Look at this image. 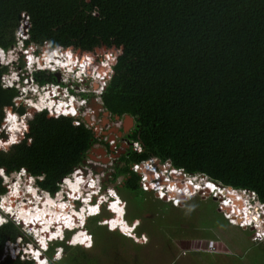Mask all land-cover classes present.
Here are the masks:
<instances>
[{"label":"trees","instance_id":"trees-1","mask_svg":"<svg viewBox=\"0 0 264 264\" xmlns=\"http://www.w3.org/2000/svg\"><path fill=\"white\" fill-rule=\"evenodd\" d=\"M24 18L30 25L25 48L69 50L110 71L103 106L113 117L132 115L135 125L126 137L143 146L141 152L130 146L120 156L112 180L124 176L118 190L129 191L142 209L150 206L141 203L147 192L130 166L153 156L226 186L256 191L264 202V0H0V48L18 44L15 33ZM53 53L62 60L61 52ZM109 54L114 57L104 63ZM54 58L45 56L48 62ZM8 70L0 62V169L7 176L25 170L55 195L97 142L95 131L51 109L27 116L25 104H16L18 89L2 84ZM33 77L42 85L59 82L52 70ZM61 99L50 104L68 109L72 103ZM13 113L19 114V125L8 132L4 123ZM12 137L15 143H8ZM3 175L0 195L8 192ZM94 207L81 210L80 219L95 214ZM100 228L91 232L95 243ZM21 234L13 221L0 226V264H35L5 255L7 242ZM48 237L56 239L48 232L42 245ZM54 244L64 246L62 258L70 264L92 259L87 249L77 255L65 242H54L46 252L50 264L63 260H52Z\"/></svg>","mask_w":264,"mask_h":264},{"label":"rangeland","instance_id":"rangeland-1","mask_svg":"<svg viewBox=\"0 0 264 264\" xmlns=\"http://www.w3.org/2000/svg\"><path fill=\"white\" fill-rule=\"evenodd\" d=\"M26 19L24 18L21 24L25 23L27 21ZM25 26H27V28L24 27L22 37L20 36V33H18V35L17 33H15V37L17 39L19 38L18 43L20 44H18L16 48L6 51V53L3 54L2 57L0 58V61L5 63L13 61L15 63L14 59H16L19 56L18 55L19 51L23 50L21 47L22 44L20 39L24 38V36L27 35L26 30H28V27L30 25L27 24ZM34 46L35 47L33 49L35 50L36 53H38L39 55L44 53L41 57H37V58L34 57V60L31 61L34 62L35 60H37L39 62L37 65L40 64L39 65L40 67H42L41 65H43L44 63H45L44 66H50L49 64L52 61L50 62L46 61L45 56L51 54L52 52H64L66 56H68V54L71 53L69 50H63L59 48H55L56 51H52L54 49L50 48L49 46H39V45H34ZM78 59L80 60V58ZM25 60L26 59L23 58L20 59L19 62H21L22 64V62L24 61L25 64ZM53 61H55L56 63L61 62L60 59H56V58H54ZM108 61L109 60L106 59L103 62L108 63ZM31 65L32 64L28 65L27 63L26 66L25 64V66L28 67L29 70L33 69ZM10 70H12L11 67ZM55 72L57 73V75H60L59 80L65 84L73 80L67 78L69 76L68 72H65L66 75H62V72H60L59 69H57ZM98 74L99 73L96 72L95 75H92V77L98 76L95 78V80L80 82L81 88L86 90L87 94H92V91H94V89L96 92L100 91L99 90L100 82H102V84L105 83V85L108 83L110 71H107L105 73L100 72V74H103V76L104 75L107 76L106 79L104 77H100ZM12 78L15 79L16 78L15 75H13ZM76 84L77 83H75L73 88H77ZM25 94L26 93H24L19 97L16 104L20 105V103L24 102L25 105L27 106V110H29L30 107L29 103L30 102L34 103L35 101L38 102L39 99L38 100L33 98L31 99L30 95H28L29 98H27ZM32 94L33 96H36V93H32ZM64 94L67 93L65 92L63 93V95H61L63 99L66 98ZM95 94L97 96H100V94L97 93ZM102 94L103 91L101 93V96ZM97 96L90 95L89 99L90 97L96 98ZM85 97L88 98L87 96ZM75 101L77 102V97ZM99 101H101L102 103L101 104H96V102L89 103L88 104L89 107L87 106L84 109L85 110L84 112H87V114L85 116L80 117L81 118L80 120L85 121L88 126L94 129V131L96 129V133L98 135L100 131H104L107 128L106 124L109 123V121L111 120L108 119V112L106 111V109L100 111L98 108H96V107H101L100 105L103 104L102 100ZM94 108L98 113H104V116L102 117L101 120L93 119L92 112L95 111ZM36 111L37 110L33 111V113ZM33 113L31 114L28 113L27 116H31ZM16 114L19 115L18 113ZM17 115L12 114V116L15 118L17 117ZM7 119L9 121L15 120V119L12 120L9 116ZM120 123L121 122L119 120H114V122L110 123L112 135H115L114 133H119L118 124ZM5 127H6L5 129H7L8 125ZM113 137L116 138L115 136ZM94 146H97V144ZM122 146H125L124 142H122ZM118 148L121 149V146L119 145ZM95 149L98 148L95 147ZM99 155H100L99 150L95 151L93 149H90L84 161V163L87 164L88 166H83V168L79 167L78 169H82V170L87 169V172H89L91 170L89 163L97 162L96 159L98 160L102 159ZM110 171L112 173L114 169H111ZM196 174L204 175V173H196ZM103 177L107 181V184H109L108 186H111L113 188L115 187L116 190H117V185H121L120 183L121 181H123V178L121 177L117 178L116 180H111V178L110 180H107L106 175H104ZM4 182L8 186V191L10 194H8L7 192L8 195L7 196L4 195L3 196L4 199L0 198V204H2V202L4 201L6 205V203L10 198L13 199L15 193L18 195L21 191L20 197L15 198L16 200L13 199L14 204H11L13 202L9 201L10 208H8L9 206L7 207L8 209L13 208L14 210H16L17 213L15 212L16 216L13 217V219H17V218L21 219V215L17 211L21 207L19 206L21 205V203H23L24 206H26V210L23 211V217H25V215H27L28 213L30 215L36 214V216L37 215L43 216L44 213L46 216H48L47 208H44L43 212H40V214L38 213V209L37 210L32 209V207L33 208L39 207L40 209H42L40 202L44 200V197L49 200L48 203L49 211L52 212L51 213L52 216H50L51 219L55 215H57V213H59V215H57L56 220L64 217H66V219H70V220L72 219L70 216L62 212L63 203H61L60 201H58L59 203H56V201L59 199L53 200V198L42 196L43 193H47V192L40 189L37 186V183L35 182V178L30 177L27 173L26 174L24 173V175L17 172L13 173L10 176H6ZM70 182H71V178H70ZM67 184H68V180L66 182V185ZM66 185L61 184L60 191L62 190L63 192L66 191V187H67ZM31 186L38 189L37 191L39 193L35 192L34 194L36 198L33 197V195L29 192V190L32 188ZM207 187L213 189L217 188L210 186V184ZM33 189L34 188H32L31 191ZM224 190H226L228 193H225ZM232 190L234 191L233 193ZM117 191L118 194L120 195V198L122 199V202L120 203V201L117 200L111 204V205H115V209L111 207L113 209L111 210L112 212H115L117 216L112 217V213H110L106 209V207L103 206L102 212L98 216V219L100 220H98L96 223H92L91 220L94 217H90L86 219L87 223L85 227L89 232L88 234L91 236L89 243L83 246L69 244L70 247H73L71 248V250L74 252L76 251L77 255H79L81 249L84 248L88 250L89 255L87 257L92 258V259H88L90 263L89 261L88 262L85 261V258H81L76 264H85V263L86 264H98V263L99 264H117V263L119 264H264V240H263L264 237L260 241H253V235L255 234V230L252 227L241 228L232 225L228 221V219L225 218L223 209L220 208L219 198L211 197L210 194L196 195L193 198L186 199L180 206L175 207L170 202H166L164 200L158 199L157 196L152 191L149 192L146 191L149 194L143 193L140 198L145 197L146 199L144 204L150 206L147 209H142V206H140L136 197L131 198L132 196L129 191L127 190H122V191L117 190ZM59 192H57L55 195H52L50 193L49 194L54 197ZM237 192L239 191L234 190L231 187L221 188L218 190V193H223L221 196H224L228 199L227 202L229 201L232 202V204L231 202L225 203L227 204L226 209L230 210L232 206L234 208L235 213L239 215L238 216L239 221L243 220L242 211L247 213V216L244 218L246 220L245 225H247L249 223L250 214L252 212L249 211L248 207L245 205V198L241 199L240 196L236 194ZM243 194L245 193L243 192ZM10 195L13 196L10 197ZM25 197H27V199H25ZM50 201L52 202V204ZM55 204L58 205L56 209H59V211H55L53 209L54 207L53 205ZM76 204L77 203H75V205ZM123 205H125V207H123ZM120 209H122L123 211H120ZM258 209H259L258 207L255 208V210ZM41 218L43 219L42 222L47 220V223L48 220L50 219L47 218L45 220L44 217ZM253 218L260 225L261 222L257 218V215L253 216ZM14 221H15L14 223L17 226H20L21 232H25L29 236L33 234V233L31 234L32 231L30 230L29 226H27L22 222L20 224L18 220H14ZM105 221H109V223H105ZM71 223L73 224V222ZM113 224H115V227L112 226ZM35 225L37 224L35 223ZM96 226L101 227L100 228L101 233L99 237L96 239V243H95L94 234H92L91 232ZM259 231L261 230L259 229ZM18 238L16 240H18ZM79 239H81V237L78 238L77 236L75 237L76 241H78ZM87 240L89 239L85 238V242ZM22 243L23 242H21L19 245H17V242L14 244H10L9 250L17 249L18 247L21 246ZM212 245H215L218 249H220V251L219 252L207 251L206 249ZM53 247H55L54 250H56L57 252L58 246L54 244ZM5 251L7 252V250ZM66 251L67 250L63 247L62 254L58 256V254L60 253L59 252L57 254V258L63 256L66 253ZM21 258L23 260L31 259L30 257H27V254L21 256ZM61 259H56L54 255L52 260L58 261ZM58 264H70L69 259L64 257V259L59 261Z\"/></svg>","mask_w":264,"mask_h":264},{"label":"clouds","instance_id":"clouds-1","mask_svg":"<svg viewBox=\"0 0 264 264\" xmlns=\"http://www.w3.org/2000/svg\"><path fill=\"white\" fill-rule=\"evenodd\" d=\"M27 24H28V21H26L25 23H23L22 26L19 29V32L18 33H20V36L21 37H22V33L24 31L23 30L24 27L27 28V26H25ZM26 32H27V30H26ZM25 37H27V35H25L24 38ZM24 38L20 39L21 40V44H22L21 47H22L23 50H20L19 51V54H18L19 56L16 59H14L15 63L13 61L6 62V63L5 62H1L2 64L7 65L8 68H9V70H10V67L12 69L10 71L8 70V72H6L3 75V77H2V84H3V86H5V87H16L18 89L19 96L16 97V99H15L16 102L19 99V97L21 95H23L24 93H26L25 96H27V98H29L28 95H30V98L31 99L33 98V99H37V100L39 99L40 100V98L43 97L44 93H47V90L44 89V86L46 84L42 85L39 82H37L34 79V77H33L34 76V73L36 71H40V70H52V71H56L57 69H59L60 72H62V75H66L65 72H68V75L69 76L67 78H69L71 80L73 79V80L71 82L70 81L67 82V84H65V83L61 82L60 80H58L59 82H57V84L60 85V88L53 93L54 94L53 96H51L49 94V96H50L49 98H51L53 100H56V101H60V100H62L61 99L62 98L61 95H63V93L66 92L67 94H64V96H66L65 99H68V100L67 101L66 100H63V101H65V102H68L69 101V102L72 103L71 106L68 109H66V110L59 109L57 105H54V104L51 105L48 102H46V104H44L42 106H39L37 104V102L35 101L34 102V107L29 103V106H30L29 107V110H30V108H33L34 111L35 110L41 111V110L51 109V110H53L55 112H60V113H63L62 111H64L63 114L68 115V116L75 117V114H72V111H77V113H79V112L82 111V108H85V107L88 106L87 102L86 103H81L80 102L82 96H84V97L87 96V95L84 94V93H87L86 91H81V90L77 91V89H80L81 88L80 82H84V81H88V80H93V79L96 78V76H93L92 77V75H95L96 72L99 73L98 74L99 76L100 75L102 76L103 74H100V72H103V71L107 72V70H105V69H99L95 65V63H94L93 60H90V59H80L79 60L76 57V55H74L73 53H70V54H68V56H66L64 52H61L62 53L61 54V56H62L61 62H59V63H56L55 61L54 62H51L49 64L50 66H44L45 65V63H44L43 65H41L42 67H40L39 66L40 64L37 65L39 63L37 60H35L34 62H31V59H29V57L31 58V55H34L36 58L37 57H41L44 53H42L40 55L38 53H36L35 50L33 49L35 47L34 45H31L30 47L25 48L24 47V40H23ZM18 44H20V43H18ZM17 45L14 48H16ZM14 48H12V49H14ZM0 51L6 53V51L4 49H2V48H0ZM52 51H56V50L54 49ZM21 58H25L27 60V61L25 60L26 66H27V63H28V65L29 64H32L31 66H32L33 69L32 70H29V68L25 66L24 62H22V64H21V62H19V60ZM107 59L110 60V58H107ZM87 61L89 63H87ZM13 75H15V77H16L15 79L12 78ZM109 76H110V74H109ZM106 77L107 76L104 75V78L105 79H106ZM30 79H31L32 82L30 81ZM17 82H18V84H17ZM75 83H77L76 84L77 88H73V86L75 85ZM47 84H51V83H47ZM32 93H36V96H33ZM76 93H77V95H76ZM76 97H77V102L75 101L76 100ZM101 98L102 97H101V94H100V96H98L96 99L99 101V100H102ZM88 99H89V97H88ZM88 99H87V101H88ZM73 100H74V102H73ZM28 102H29V100H28ZM99 102H100V104L102 103L101 101H99ZM22 103H24V102H22ZM102 106H103V104L101 105V107ZM29 110H28V113L31 114V112ZM66 111L68 112V114L65 113ZM13 114L14 115H17L16 113H13ZM7 118L5 120V126L8 125V127H7L6 130L8 132H14L15 129L19 125L20 116L17 115V117L15 118L14 121H9ZM12 125H14V129H12ZM10 126H11V128H10ZM84 161H85V159L83 160V163L79 166L80 168H83V166H88L87 164L84 163ZM91 165H92V163H89V166L91 168V170L89 172H87V169L86 170H82V169H78L79 167H77L78 170H82L81 171L82 173L80 175L82 177V179L80 181V187L81 188L78 191L75 192L69 185H66V183H65L66 178H64L62 180V183L61 184H65L67 186L66 187V191H64V198L67 201H71V203L74 205V208L75 209L82 208L84 206V204H85V201H86V203H89V204L99 205L100 210L98 212H96L94 215L89 216L88 218L99 216L101 214V212H102L103 206L106 207V209L110 213L113 214L112 217L117 216V214L115 212H112L113 209L110 207V205L113 202L117 201V200H119L120 203H121L122 202V199L120 198V195L118 194V191L116 190V188L115 187L113 188L111 186H108L109 184H107V181L105 180V178L100 176V173L101 172H105V175H106L107 180H110V178L112 180V177H110V174L109 173L111 172L110 170L111 169H114V168L107 169L106 166H102V167L98 168V172H97V171H95L91 167ZM132 165H133V163L130 166L131 170L133 172H135L136 174H138L135 170L132 169ZM77 169L71 175H69V176H74V174L77 173V171H78ZM114 171H112V172H114ZM19 173H21V174L24 175V173L26 174L27 172L25 170H22ZM192 174H196V173H192ZM28 175L30 177H34V176L30 175V174H28ZM6 176L7 175H5V174L3 175L4 180H5V177ZM204 176H206L205 179L202 178V177L197 178L199 184H200V182H204L205 180L210 179L211 181H214L215 184L224 185L221 181L215 180V179L209 177L206 174H204ZM119 177L123 178V176H119ZM34 178H35V182H36V177H34ZM61 184H60V186H61ZM224 186H226V185H224ZM229 187H232V186H229ZM232 188H234V187H232ZM40 189H42V188H40ZM42 190H44V189H42ZM209 190L211 192H213L210 188H209ZM44 191H46L47 193H50L47 190H44ZM113 192L116 194L115 196H112L111 195V193H113ZM8 194H10L9 191H8ZM8 194L6 193V194H3V195H0V198L1 199H4L2 197L4 195L7 196ZM20 194H21V191H20V193L18 195L15 193L14 196L13 195H10V197L13 196V199L19 198L20 197ZM195 196H193V197H195ZM193 197H191V198H193ZM157 198L158 199H161L159 197H157ZM13 199L10 198L8 200V202H7L6 205L3 204V202H2V204H0V225H3V224H5V223H7L9 221L15 222L14 220H18L19 223L21 224V221L18 218L17 219H13V217L16 216L15 215L16 210H14L13 208H11V209H8L7 208L10 205L9 204L10 203L9 201H12L13 202L14 201ZM25 199H27V197H25ZM161 200H164V199H161ZM164 201H166V200H164ZM166 202H169V201H166ZM254 202H255L254 200H251V203L254 204ZM75 203H77L76 204L77 206L75 205ZM255 205H257V204H255ZM173 206H175V205H173ZM123 207H125V205H123ZM175 207H178V206H175ZM124 216H125V213H124ZM79 221H80V219L78 218L76 225H72V227L67 226L64 229L65 231H64L63 236H59V238H56L54 240H52L50 237H48V240H47L46 245H42L40 243L39 239L37 238V236H36V234L34 232H31V234L33 233L31 236L27 235L25 232H22V234L19 236V238L17 237L18 240L8 241L7 242V245L5 247V250H7V252L5 251V255L8 254L12 258H17V257H21V256L27 254V257H30L31 259H33L35 261V264H41L40 263V261H41L40 260V257L42 256V261H44L45 264H50V261L51 260L49 259V257L46 254V252L50 249V246L52 245V243H54V242H66L68 245L69 244H71V245H77V244H74L72 242V237H73L74 233H78V232H80L82 230L85 231V233L88 232L87 229H86V227H85V225L87 223V220L85 222H83L82 224H79L80 223ZM22 223H24L23 220H22ZM24 224H26V223H24ZM26 225L29 226L30 227V230H31L32 227L30 225H28V224H26ZM78 225H80V227ZM232 225L241 227V226L236 225V224H232ZM250 227H252L255 230V234L253 235V241H260L261 239H254V237H255V235L257 234V231H258L257 230V227L255 225H252ZM258 227H259V229H261V232H262L264 230V223L261 222L260 225L258 224ZM241 228H243V227H241ZM68 233H70L69 234V237L67 236ZM89 237L91 238L90 235H89ZM89 241L90 240H87L86 243H84V244H78V245L79 246L87 245L89 243ZM16 242H17V245H19L21 242H23V243L17 249L9 250L10 244H14ZM63 247L64 246L61 245V244L58 245L57 252H56V250L54 251L53 257L55 255L56 259H60L61 257H58L57 258V254L59 252L60 253L58 255L62 254ZM33 249H35L34 252L32 251ZM59 250H61V251H59ZM53 257H52V259H53Z\"/></svg>","mask_w":264,"mask_h":264},{"label":"built area","instance_id":"built-area-1","mask_svg":"<svg viewBox=\"0 0 264 264\" xmlns=\"http://www.w3.org/2000/svg\"><path fill=\"white\" fill-rule=\"evenodd\" d=\"M87 63L89 62L87 61ZM103 72L105 73V71ZM102 76L100 75V77ZM104 86H105V83L102 84V82H100V89H99L100 91H98L99 93L96 92L95 89L93 92H96L97 94H101ZM59 88H60V85L57 83L46 84L44 86L45 90L50 91L52 93H54ZM79 90L86 91L83 88L77 89V91ZM87 99L88 98H85L84 96H82L80 102L86 103ZM84 111H81L79 113H77V111H72V114L74 113L75 117L80 120L81 119L80 117L85 116L87 114V112H84ZM62 112L64 113V111ZM65 113L68 114L67 111ZM114 141L115 140L112 139L110 142L114 143ZM132 146H133V149H135L138 152H141L143 150L142 144L138 141H135V142L132 141ZM133 164L134 165L132 166V169L135 170L140 176L139 182L143 190L147 192L152 191L157 197L164 199L166 201H169L175 206H180L186 199H189L195 195H205V194L209 195L210 194L211 197L219 198L220 208L223 209L225 218L228 219L230 223L239 225L243 228H248L252 225H255L258 231L254 239H262L264 237V233L261 234L259 231L258 222L253 218V216L257 215V218L259 219V221L264 223V202L259 199L258 193L256 191L233 188L234 190L245 192V205L248 207V210L252 212L250 214L249 224L244 225V221H239L238 219L239 215L235 213L234 208L232 206L230 210L226 209L227 204L225 203H226V200L228 199L224 196H221L222 195L221 193H218V190H219L218 187L215 189L212 188L213 190L210 188L213 192H207V190L209 191V189L207 190L205 189L203 182H200V184L198 183L197 178L202 177L205 179L206 176L201 175V174L188 173L185 171L184 168L176 167L172 163L171 159H168V158L163 159L159 156H153L146 160L135 162ZM104 175H105V172L100 173L101 177H103ZM207 180H210V179H207ZM189 185L193 187L194 193H192L191 195L188 194L192 192V190L189 188ZM200 185L202 186L201 190L199 187ZM218 186L222 188L229 187V186H224V185H218ZM182 194L186 196L181 197L180 195ZM251 200L255 201L254 204L251 203ZM255 204H258V206ZM257 207L259 209L255 210V208ZM242 213H243V219H244L247 216V213L243 211ZM262 232H264V230ZM206 250L213 251V252L220 251V249H218L215 245L209 246Z\"/></svg>","mask_w":264,"mask_h":264},{"label":"bare ground","instance_id":"bare-ground-1","mask_svg":"<svg viewBox=\"0 0 264 264\" xmlns=\"http://www.w3.org/2000/svg\"><path fill=\"white\" fill-rule=\"evenodd\" d=\"M2 54H5V52H2ZM46 54V53H45ZM51 54H54V57L56 58V59H58L56 56H55V53H51ZM34 55H31V61L32 60H34ZM47 92H49V91H47ZM45 94L46 93H44V95H43V97L37 102V104L39 105V106H42V105H44V104H46V102H48V103H50L53 99H51V98H49L50 96H48V98L46 99V101H45ZM50 95L51 96H53L54 94L53 93H50ZM63 98V97H62ZM65 100H68V99H65ZM72 101V100H71ZM73 102H74V100H73ZM30 104L32 105V106H34V103L33 102H30ZM82 170H78L77 171V173H75L74 174V176H69V177H67V179H66V181H65V183L67 182V180H68V184L67 185H69L75 192L76 191H78L81 187H80V181H81V179H82V177L80 176L81 175V172ZM19 173V172H18ZM70 178H71V182H70ZM203 184H204V187H205V189L207 190V189H209L210 187H207L209 184H210V186H213V187H218L219 189H221L222 187H220V186H218L217 184H215V183H213L212 181H210V180H207V181H204L203 182ZM32 188H34L32 191H31V189L29 190V192L33 195V197H35V192H37V193H39L37 190L38 189H36L35 187H33V186H31ZM200 187V190L202 189V186L200 185L199 186ZM203 187V188H204ZM38 188V187H37ZM189 188L192 190V192L191 193H188L189 195H191L192 193H194L193 192V187L191 186V185H189ZM212 189V188H211ZM215 189V188H214ZM213 190V189H212ZM207 192H211L210 190L208 191L207 190ZM78 193V192H77ZM245 193V192H244ZM221 194H223V193H221ZM40 196H41V193H40ZM42 196H47L48 198H53V200H57V199H59V200H57L56 201V203H59L58 201H60L61 203H63V207H62V212L63 213H65L66 215H68V216H70L72 219V221L70 220V219H66V217H64V218H59L58 220H56V218H57V215H59V213H57V215H55L52 219L50 218V216H52L51 215V211H49V200L48 199H46L45 197H44V200H42L41 202H40V204H41V207H42V209H40L39 207L38 208H33L32 207V209L33 210H37L38 209V213L40 214V212H43V209L44 208H47V212H48V216H46L44 213H43V216H40V215H37L36 216V214H27V215H25V217H23V211H25L26 210V206H24V204L23 203H21V205H19V206H21L17 211L20 213V215H21V219H19L21 222H22V220L24 221V223H26V224H28V225H30V226H32V228H31V231L32 232H34L35 234H36V236H37V238L39 239V241H40V243H41V241H43V243L46 241V239H47V233L48 232H50V233H52L53 235H54V237L55 238H59V236H63V234H64V229L67 227V226H70V227H72V225H76L77 224V219L79 218H81L80 217V211L81 210H83V209H85V208H88L89 207V203H85L84 204V206L82 207V208H80V209H75L74 208V205L71 203V201H67L65 198H64V192H63V190L62 191H60L56 196H51V195H49V193H43V195ZM58 196V197H57ZM181 197H185L186 195H184V194H182V195H180ZM3 198V197H2ZM36 198V197H35ZM51 202V201H50ZM226 202H227V200H226ZM227 203H229V202H227ZM3 204H5L4 203V201H3ZM7 204V203H6ZM10 204V203H9ZM11 204H14V203H11ZM51 204H52V202H51ZM30 206V205H29ZM37 206V205H36ZM54 207H53V209L55 210V211H59V209H56L57 208V204H55V205H53ZM97 206V205H96ZM8 208H10V205H9V207ZM29 212V211H28ZM17 213V212H16ZM78 214V215H77ZM54 215V214H53ZM92 215H94V214H92ZM92 215H88V217L89 216H92ZM41 217H44L45 218V220L47 219V218H50L49 220H48V223H47V220L46 221H43L42 222V218ZM62 217V216H61ZM87 217V218H88ZM83 221V222H85L83 219H80V221ZM79 221V222H80ZM242 221H244V225H245V223H246V220L245 219H243ZM71 222H73V224L71 223ZM35 223L37 224V225H35ZM79 224H82V223H79ZM249 224V223H248ZM79 227H80V225H78ZM261 230V229H260ZM37 231V232H36ZM60 232V233H59ZM81 232V233H80ZM80 232H78L77 233V238L78 237H81V239H79L77 242L78 243H74V244H79L80 243V241L81 240H83L84 238H85V236H86V233H85V231H80ZM261 232V231H260ZM261 233H264V232H261ZM75 234L76 233H74V235H73V237H72V241H74L73 239H74V236H75ZM40 237V238H39ZM34 250L35 249H33L32 251L34 252ZM38 253V252H37ZM61 255V254H60ZM60 255H58V256H60ZM63 256H61V258H62ZM60 258V259H61ZM40 263L41 264H45V262L44 261H42V256L40 257Z\"/></svg>","mask_w":264,"mask_h":264},{"label":"flooded vegetation","instance_id":"flooded-vegetation-1","mask_svg":"<svg viewBox=\"0 0 264 264\" xmlns=\"http://www.w3.org/2000/svg\"><path fill=\"white\" fill-rule=\"evenodd\" d=\"M95 93L96 92L92 91V94H87V93H84V94L87 95L88 97L90 95L97 96ZM96 98L90 97V99H88V101H87V104L93 103V102H96V104H100V102ZM96 108H98L100 111L105 109L104 106L96 107ZM84 109L85 108H82V111H84ZM106 111L108 112V119H111V120L109 121V123L106 124L107 128L104 131H100L99 135L96 133V129H95V134H96V137L98 140L94 145L97 144V146L93 145V147L91 148L95 151L99 150L100 151L99 156L102 158L101 160L96 159L97 162H94L91 165V167L97 172H98V168H100L102 166H106L107 169L114 168L115 164L119 161L120 156L123 153L127 152L128 151L127 149L130 146H132V141L130 139H128L126 136L132 130L133 127H131L128 131H125V128H124V125L126 124V122H125L126 114L123 116H120V118L117 119L116 116L113 117L112 114L108 110H106ZM103 116H104V113H98L96 111V109H95V111L92 112V117L94 120H101ZM117 116H119V115H117ZM113 119L121 121V125L118 124L119 133H114L115 135H112L111 127H110V123L114 122ZM113 136H115L116 138H114ZM112 139L115 140L114 143L110 142ZM122 142H124L125 146H122ZM119 145L121 146L122 150L118 148ZM95 147H97L98 149H95ZM130 170H131V168H130ZM109 174H110V177L113 176L112 175L113 172L112 173L110 172ZM123 181H124V176H123ZM123 181H121V183H120L121 185H117V190H118V186L123 185V183H124ZM145 199L146 198L143 197V200L141 201L142 204L145 203ZM112 216H113V214H112ZM88 233L89 232L86 233L85 238L89 237ZM85 238L83 239L84 243H86ZM84 243H79V244H84Z\"/></svg>","mask_w":264,"mask_h":264},{"label":"snow or ice","instance_id":"snow-or-ice-1","mask_svg":"<svg viewBox=\"0 0 264 264\" xmlns=\"http://www.w3.org/2000/svg\"><path fill=\"white\" fill-rule=\"evenodd\" d=\"M2 51H0V57H2ZM29 59H31L30 57H29ZM0 62H2V61H0ZM74 114V113H73ZM13 119H15V117H13ZM8 143H15V137H12L9 141H8ZM0 175H3V169H0ZM111 195L112 196H115L116 194L113 192V193H111ZM85 203H86V201H85ZM110 207H112L113 209H115V205H110ZM100 209H99V205H97L96 207H94V208H92L91 209V213H96V212H98ZM120 211H123L122 209H120ZM90 213V214H91ZM233 222H235V221H233ZM80 223H83V221L81 220L80 221ZM105 223H109V221H105ZM113 227H115V224H113L112 225ZM87 239H91L90 237H87ZM73 243H75V241H72ZM41 243L43 244V241H41ZM80 243H84V241L83 240H81L80 241ZM90 246V245H89Z\"/></svg>","mask_w":264,"mask_h":264},{"label":"water","instance_id":"water-1","mask_svg":"<svg viewBox=\"0 0 264 264\" xmlns=\"http://www.w3.org/2000/svg\"><path fill=\"white\" fill-rule=\"evenodd\" d=\"M114 56L112 55V54H109V56H108V58H110V59H112ZM60 79V75H58V80ZM96 87H97V85H96ZM101 106V105H100ZM31 113H33V108H30V110H29ZM116 118L117 119H119L120 118V116H116ZM125 122H126V124L124 125V128H125V131H128L131 127H134V125H135V118L132 116V115H130V114H127L126 116H125Z\"/></svg>","mask_w":264,"mask_h":264}]
</instances>
